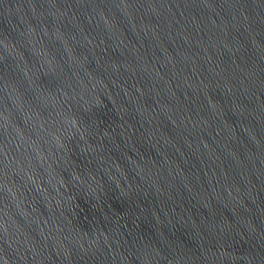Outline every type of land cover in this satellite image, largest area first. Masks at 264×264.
Returning <instances> with one entry per match:
<instances>
[{
	"label": "water",
	"instance_id": "water-1",
	"mask_svg": "<svg viewBox=\"0 0 264 264\" xmlns=\"http://www.w3.org/2000/svg\"><path fill=\"white\" fill-rule=\"evenodd\" d=\"M0 264H264V0H0Z\"/></svg>",
	"mask_w": 264,
	"mask_h": 264
}]
</instances>
